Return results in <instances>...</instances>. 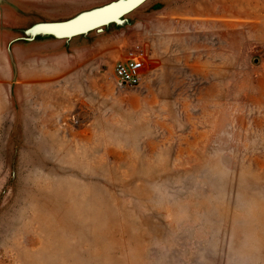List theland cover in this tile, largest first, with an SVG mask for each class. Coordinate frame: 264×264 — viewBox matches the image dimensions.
I'll return each instance as SVG.
<instances>
[{"label":"rangeland","instance_id":"rangeland-1","mask_svg":"<svg viewBox=\"0 0 264 264\" xmlns=\"http://www.w3.org/2000/svg\"><path fill=\"white\" fill-rule=\"evenodd\" d=\"M119 1L0 0V264H264V0Z\"/></svg>","mask_w":264,"mask_h":264},{"label":"water","instance_id":"water-1","mask_svg":"<svg viewBox=\"0 0 264 264\" xmlns=\"http://www.w3.org/2000/svg\"><path fill=\"white\" fill-rule=\"evenodd\" d=\"M144 0H124L112 3L107 7L83 14L72 21L47 27L44 32L55 38H71L93 30H99L109 24H121V17L136 8ZM89 20H95V23H89ZM82 22L84 27L78 30H71L62 27L63 25L75 24Z\"/></svg>","mask_w":264,"mask_h":264},{"label":"built area","instance_id":"built-area-1","mask_svg":"<svg viewBox=\"0 0 264 264\" xmlns=\"http://www.w3.org/2000/svg\"><path fill=\"white\" fill-rule=\"evenodd\" d=\"M143 56L141 54L130 53L123 61L116 62L113 66V78L119 87L136 89L140 86L142 76Z\"/></svg>","mask_w":264,"mask_h":264},{"label":"crops","instance_id":"crops-1","mask_svg":"<svg viewBox=\"0 0 264 264\" xmlns=\"http://www.w3.org/2000/svg\"><path fill=\"white\" fill-rule=\"evenodd\" d=\"M140 8V7H139ZM139 8L137 9V10H135L134 12H132V13H130L129 15H127L126 17H130V18H127V19H129V20H150V18L148 17V13L146 14L145 12V10H139ZM139 10V11H138ZM138 11V12H137ZM125 18V17H124ZM171 18H174L175 20H173L172 21V25L173 26H175L177 29H181V28H183V26H185V28L188 30L190 27L192 28L193 27V25H194V22H192L194 19H197V18H195L194 17V15H187V16H172ZM202 19V18H201ZM204 19H206V20H208V22L206 21V22H203L202 24H207V25H209V26H218V27H220L221 25H223L220 21V13H219V11L217 12V18H204ZM203 21H205V20H203ZM214 73H217L218 74V77H217V83L216 84H214L213 86H212V88L214 89V90H216L217 89V93H218V95H219V90H220V87H221V84H220V80L222 79V78H224V74H223V76L221 75V76H219V74L220 73H224V69L223 70H221V67H220V64H218L217 65V69L216 70H214Z\"/></svg>","mask_w":264,"mask_h":264},{"label":"snow or ice","instance_id":"snow-or-ice-1","mask_svg":"<svg viewBox=\"0 0 264 264\" xmlns=\"http://www.w3.org/2000/svg\"><path fill=\"white\" fill-rule=\"evenodd\" d=\"M88 22L89 23H95L96 21L95 20H89ZM62 27L69 28L71 30H78V29H81L82 27H84V24L82 22H78L75 24L63 25Z\"/></svg>","mask_w":264,"mask_h":264}]
</instances>
